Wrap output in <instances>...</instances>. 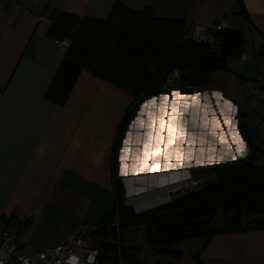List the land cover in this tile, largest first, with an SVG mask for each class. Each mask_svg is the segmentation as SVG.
<instances>
[{
  "label": "crops",
  "instance_id": "obj_1",
  "mask_svg": "<svg viewBox=\"0 0 264 264\" xmlns=\"http://www.w3.org/2000/svg\"><path fill=\"white\" fill-rule=\"evenodd\" d=\"M242 2L245 13L238 0L0 2V222L19 229L27 246L36 250L62 242L83 221L98 223L115 205L112 148L133 94L80 70L64 103L47 96L70 45L68 39L56 41L46 35L55 13L105 21L116 5L134 12L149 7L156 18L221 22L224 31L243 33V52L227 60V71L213 73L208 85L196 93L178 90L189 98L187 106L185 101L178 105L177 121L185 130L177 145L182 152L179 161L175 156L157 157L147 162L146 171L134 170L147 140L148 113L160 116V109L150 105L151 109L148 106L142 111L141 106L153 97L162 103L160 98L168 95L170 112L173 92L150 97L137 107L117 153V177L124 186L126 202L133 205V198L143 193V202L154 208L156 203L165 201V195L152 197L149 190L169 184H191V169H214L220 167L219 163L234 165L246 160L253 152L240 132V124L246 123L250 133H254L250 86L264 63V0ZM197 94L198 102L192 101L191 97ZM138 116L144 121L143 128ZM214 118L219 127L213 123ZM225 119L231 123L225 124ZM241 141L243 153L238 151ZM252 142L257 150L255 139ZM125 147L130 151L122 160ZM168 163L180 166L168 167ZM122 164L127 165L126 175ZM210 175L207 183L216 179L214 172ZM131 246L142 250L140 260L144 264H197V254L203 264H264V227L215 233L207 243L199 238L185 240L177 258L157 257L143 235L142 245Z\"/></svg>",
  "mask_w": 264,
  "mask_h": 264
},
{
  "label": "trees",
  "instance_id": "obj_2",
  "mask_svg": "<svg viewBox=\"0 0 264 264\" xmlns=\"http://www.w3.org/2000/svg\"><path fill=\"white\" fill-rule=\"evenodd\" d=\"M238 1L241 12L245 13L242 0ZM184 25L181 20L154 17L149 7L134 12L122 5H116L105 21L68 13L51 16L47 37L56 41L68 39L70 45L47 92L49 98L64 103L80 70L133 94L112 148L115 205L96 223L93 235L98 264H144L139 247H118L107 242L111 236L115 237L117 230L112 226L116 219L119 231L128 225L142 224L145 243L159 258L179 257L180 245L188 239L199 238L207 243L215 233L264 227V219L255 228L242 224L245 218H264V161L253 147L254 133H250L246 123L240 124V132L253 153L237 164L212 169L216 176L213 183L139 214L125 204L124 187L117 177V153L137 107L150 97L164 93L162 86L173 70L181 73L182 91H192L184 90L186 85L203 89L213 73L228 70L229 58L239 57L243 52L242 32H218L224 45L215 52L204 44L185 39ZM218 211L232 217L230 226L223 230L211 226ZM194 259L197 264H203L198 254Z\"/></svg>",
  "mask_w": 264,
  "mask_h": 264
},
{
  "label": "built area",
  "instance_id": "obj_3",
  "mask_svg": "<svg viewBox=\"0 0 264 264\" xmlns=\"http://www.w3.org/2000/svg\"><path fill=\"white\" fill-rule=\"evenodd\" d=\"M13 0H0L7 3ZM223 23L204 24L187 20L183 37L208 46L219 52L224 45L218 32L223 30ZM264 57V49H262ZM181 73L178 70L168 75L162 86L164 92L181 89ZM184 90L198 92L183 86ZM251 119L254 126V139L260 159L264 161V63L257 69L250 86ZM97 230L95 222L83 221L74 232L60 243L33 250L23 240L22 233L0 222V264H98V249L93 244V235Z\"/></svg>",
  "mask_w": 264,
  "mask_h": 264
},
{
  "label": "snow or ice",
  "instance_id": "obj_4",
  "mask_svg": "<svg viewBox=\"0 0 264 264\" xmlns=\"http://www.w3.org/2000/svg\"><path fill=\"white\" fill-rule=\"evenodd\" d=\"M173 97V103L171 105V111L168 110V95H163L160 99L162 101L160 105V116L156 117L153 115V113L149 112V124L148 128L150 129L147 133V140L143 145V155L137 157V163L134 166L135 171H146L147 170V162L152 159L155 160L156 156L155 153L159 152L160 155L171 159L173 156L177 159V161L180 160L182 157V152L174 146V141L179 142L184 138L185 130L184 128L180 127L177 121V117L180 115L179 113V102L185 101V104L187 106L188 97L182 96V94L178 91H174L172 94ZM213 95H219L218 93H213ZM198 96L194 95L191 97L192 101L198 102ZM155 97L152 98V100L146 102L145 105L141 106V109L145 107H148L149 105H155L156 103ZM226 104H230V102L225 101ZM137 121L139 123V126L143 128L144 121L139 119V116L137 117ZM137 121H134V124L137 123ZM213 123L215 126L219 127V122L213 119ZM225 124H230L231 121L228 119H225ZM166 133V135H165ZM215 134V133H213ZM131 135V133H129ZM238 133L234 134L233 138L235 139ZM221 143L224 142V137H220ZM128 141H125V144H127ZM243 142L241 141V147L238 148V151L243 153ZM163 148V152H160V149ZM130 150L125 147L122 149V152L124 155L121 157L122 160L127 159V154ZM235 159V157H233ZM168 167H178L180 166L179 163L176 165H167ZM122 170L123 173L127 174V165L122 164Z\"/></svg>",
  "mask_w": 264,
  "mask_h": 264
},
{
  "label": "rangeland",
  "instance_id": "obj_5",
  "mask_svg": "<svg viewBox=\"0 0 264 264\" xmlns=\"http://www.w3.org/2000/svg\"><path fill=\"white\" fill-rule=\"evenodd\" d=\"M168 93H170V92H168ZM160 105H161V102L156 101L155 105H151V106L156 108L157 110H159ZM148 108L151 109L150 105ZM156 117H159V116L157 115ZM146 124L148 126V124H149L148 120H147ZM149 130L150 129H148V131ZM148 131H147V133H148ZM180 143H181L180 141L179 142L174 141V146L179 149V147H177V145ZM187 152L188 151H185V153H184L185 158L188 155ZM154 155L156 156V158L157 157L160 159L166 158V157L160 155L159 152L155 153ZM206 164H209V163L207 162ZM209 165H215V164H209ZM218 165H220V167H221V166H225L226 164H220L219 163ZM215 167H219V166H215ZM211 170L212 169H209V168H200V169H196V170L191 169V171H190L191 176H192L191 180H193V182H191V180H190L191 184L185 183V182L183 184L178 183L177 187H176V184H169V185H166L168 187L165 186L162 189H155V190L153 189L151 191L149 190V192H153V193H149L152 197L154 196V194H158V193L165 195V196H163V197H165V199H164L165 201H163L159 204L156 203L154 208L162 206V205L167 204V203H170L174 199H179L180 196L183 197L188 193L197 191L199 187H203L208 182V180H211V178H210V176H211L210 174H212ZM173 186H175V187H173ZM141 194H143V193H141ZM141 194H139L138 196H135L132 201H131V199L129 200L131 202L136 200V202H133V205L131 203L126 202V198H125L126 206L132 207L134 212L137 214L145 212V211L153 208V207H150L143 202V200L141 198ZM139 205H141V207H139ZM142 205L143 206L147 205V206L142 207ZM231 219H232V217L230 214H224L221 211H218L211 226L214 229L223 230V229L230 226ZM262 219H264V218H245L242 224L247 228H255L257 226V224H259L261 222ZM118 222H119L118 219H116V222L112 226L113 228H115L117 230L116 232H114V233H116L115 237L111 236L109 239H107V242H109L113 245H116L118 247L122 246V245L123 246H131V245H138L139 246V245H142V235L144 232V226L142 224L128 225L124 229H120V231H119ZM121 239H122V241H121Z\"/></svg>",
  "mask_w": 264,
  "mask_h": 264
},
{
  "label": "bare ground",
  "instance_id": "obj_6",
  "mask_svg": "<svg viewBox=\"0 0 264 264\" xmlns=\"http://www.w3.org/2000/svg\"><path fill=\"white\" fill-rule=\"evenodd\" d=\"M178 186H179V185H178ZM164 190H165V189H164ZM144 196H146V195H144ZM154 197H157V195H156V196H154ZM160 197H161V196H160ZM162 197H163V196H162ZM154 201H155V200H154ZM154 201H153V202H154ZM147 203H148V202H147ZM154 204H155V203H154ZM152 205H153V204H152ZM139 206H140V205H139Z\"/></svg>",
  "mask_w": 264,
  "mask_h": 264
}]
</instances>
